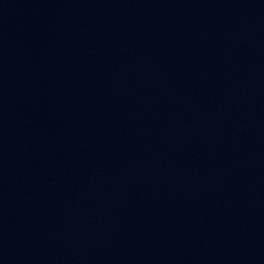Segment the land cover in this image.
I'll use <instances>...</instances> for the list:
<instances>
[{
	"label": "water",
	"instance_id": "1",
	"mask_svg": "<svg viewBox=\"0 0 264 264\" xmlns=\"http://www.w3.org/2000/svg\"><path fill=\"white\" fill-rule=\"evenodd\" d=\"M0 264H264V0H0Z\"/></svg>",
	"mask_w": 264,
	"mask_h": 264
}]
</instances>
